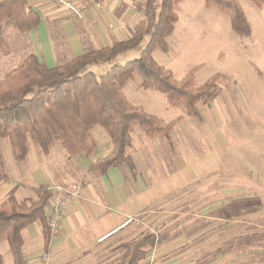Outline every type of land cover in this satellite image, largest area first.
I'll list each match as a JSON object with an SVG mask.
<instances>
[{
	"label": "rangeland",
	"instance_id": "374dc122",
	"mask_svg": "<svg viewBox=\"0 0 264 264\" xmlns=\"http://www.w3.org/2000/svg\"><path fill=\"white\" fill-rule=\"evenodd\" d=\"M238 1L251 23V36L241 37L235 33L229 17L215 7L208 8L204 0H183L175 7L179 21L167 36L168 51L154 50L156 60L171 69L177 79L195 67H199L195 72L196 85L216 73L222 74L216 96L209 102H197L199 117L187 115L182 104H170L162 92L140 87L141 78L137 72L123 88L132 104L143 105L166 121L182 117L169 140L163 135H147L138 123L132 126L134 141L138 136L147 140L145 147H141L147 160L146 172L150 182L158 183L157 192L164 197L157 200L156 221L152 228L141 222L123 235V241L153 233L151 244L156 242L158 249L165 244L166 236L173 239L190 230L186 226L180 228L183 219L203 215L201 219L206 222L221 215L222 221L223 218L235 221L237 241L233 260L236 264H259L263 257L264 179H259L257 173L264 172V4ZM17 29L3 24L2 37L8 48L4 50L0 46V80L31 53L23 48L28 34L19 29L18 34ZM140 52L141 48L130 50L119 60L124 64L137 58ZM108 67L109 63L91 65L98 73ZM92 133L98 143L97 153L106 155L104 143L108 141L110 147L113 146L106 130L96 125ZM3 142L5 138L0 136L9 176L7 147ZM31 145L32 149L39 147L34 142ZM54 147L65 151L59 140ZM127 151L133 154L131 146ZM179 160L187 162L183 171H178ZM17 163L22 165L26 161L17 160ZM4 182L0 180V202L7 197ZM151 193L154 194L153 189ZM29 199L33 198L22 197L20 201ZM184 203L188 205L182 207ZM217 205L221 207L219 212L207 209ZM185 207L193 209L189 215L181 212ZM224 236L222 230L221 239ZM205 246L207 249L210 244ZM188 247V244H178L172 251L180 254L189 251ZM1 251L4 264H14L11 253ZM123 251L119 242L109 250L117 255L118 264ZM159 262L163 264L164 260Z\"/></svg>",
	"mask_w": 264,
	"mask_h": 264
},
{
	"label": "trees",
	"instance_id": "16d2710c",
	"mask_svg": "<svg viewBox=\"0 0 264 264\" xmlns=\"http://www.w3.org/2000/svg\"><path fill=\"white\" fill-rule=\"evenodd\" d=\"M181 1L146 0L140 6L144 18L136 24L133 35L127 40L101 48H87L83 54L54 67H48L32 53L11 69L0 80V136L9 139L14 159L22 161L27 157L30 141L47 153L57 140L70 157L81 153L91 157L97 148L92 129L101 125L113 148L97 158L91 169L102 175L113 166L127 164L134 167L133 157L127 151L132 142L134 123L149 136L163 135L170 139L171 132L182 121V117L166 121L128 100L123 88L136 72L141 78L140 87L162 92L170 104H182L187 115L199 117L197 102H209L216 96L222 74L216 73L196 85L195 72L199 67L177 79L171 69L154 57L156 48L169 49L167 36L178 20L175 7ZM204 1L208 8L215 7L227 15L232 30L239 36L252 35L251 23L238 0ZM250 1L258 6L264 4V0ZM40 20L38 13L28 9L27 0L0 1V46L4 50L8 48L2 37L4 23L20 31H29ZM137 48H141L137 58L124 64L117 61L119 55ZM103 63H109V67L101 73L91 68V65ZM0 180H9L1 147ZM34 190L36 198L20 201L12 188L0 202V246L2 242H8L15 264H26L22 231L29 224L41 223L46 246L51 238L45 209L52 191L44 185L34 187ZM153 238L154 234L149 233L122 243L124 251L119 264H141ZM0 264H4L1 251Z\"/></svg>",
	"mask_w": 264,
	"mask_h": 264
},
{
	"label": "crops",
	"instance_id": "0c3cea01",
	"mask_svg": "<svg viewBox=\"0 0 264 264\" xmlns=\"http://www.w3.org/2000/svg\"><path fill=\"white\" fill-rule=\"evenodd\" d=\"M72 1L83 8L81 17L73 16L65 7L50 0H27L28 9L38 13L41 20L36 27L26 31L28 37L24 38L23 48L30 50V54H36L48 67L79 56L87 48H101L129 39L136 24L144 18L140 6L146 0ZM17 32L20 34L18 29ZM141 138L138 136L134 141L132 137L130 145L134 167L127 164L113 166L102 175L91 169V164L101 157L97 153L98 143L91 157L85 153L70 157L66 150L54 149V145L47 153L39 145L32 149L30 141V149L24 159L26 163L19 165L13 157L9 139L5 138L3 143L8 153L9 180L4 182L3 188L7 194L14 188L20 200L22 197L36 198L34 187L40 185L51 188L73 181L80 185V196L69 200L60 219L58 234L50 238L47 246L39 221L23 229L26 264H41V257L47 251L53 255L49 264H118L117 255L110 253V248L116 243L118 245V242L119 245L126 242L122 240L123 235L140 226L141 222L152 228L156 221L157 200L164 196L157 192L158 183L149 180L145 166L147 160L141 148L145 147L147 140ZM112 148L108 141L104 143L107 154ZM179 163L178 171L187 168L184 160H179ZM257 174L259 179H264L263 171ZM167 179L164 178V181ZM152 189L154 194L151 193ZM185 204L188 205L184 203L182 207L187 206ZM209 208L218 212L221 209L219 205ZM192 210L185 207L181 212L188 214ZM196 217L183 219L180 228L186 226L190 230L173 239L166 236L162 247L157 249L156 242L150 243L141 264H158L162 259L163 264H236V260H233L237 241L235 221L230 218H223L222 221L221 215L206 222L201 219L203 215ZM221 229L225 232L223 239L220 237ZM178 244H188L190 250L176 254L172 250ZM206 244H210L207 249ZM221 246L224 247L223 251ZM2 249L5 253L10 252L7 241L2 242L0 251ZM261 253L263 257L259 264H264V251Z\"/></svg>",
	"mask_w": 264,
	"mask_h": 264
},
{
	"label": "built area",
	"instance_id": "2783aa9c",
	"mask_svg": "<svg viewBox=\"0 0 264 264\" xmlns=\"http://www.w3.org/2000/svg\"><path fill=\"white\" fill-rule=\"evenodd\" d=\"M50 1L62 5L75 17H81L84 13L83 8L72 0ZM50 189L52 194L45 210L48 216V225L51 229L52 239L58 234L60 219L64 215L69 200L80 196V185L73 181L70 184L54 185ZM52 259V253L47 251L41 257V264H49Z\"/></svg>",
	"mask_w": 264,
	"mask_h": 264
}]
</instances>
